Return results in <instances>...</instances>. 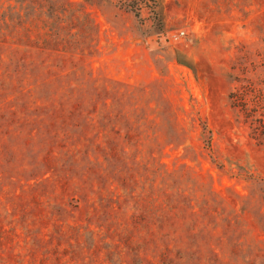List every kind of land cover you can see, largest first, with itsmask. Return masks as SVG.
Wrapping results in <instances>:
<instances>
[{
	"label": "rangeland",
	"instance_id": "1",
	"mask_svg": "<svg viewBox=\"0 0 264 264\" xmlns=\"http://www.w3.org/2000/svg\"><path fill=\"white\" fill-rule=\"evenodd\" d=\"M0 0V264H264V0Z\"/></svg>",
	"mask_w": 264,
	"mask_h": 264
},
{
	"label": "trees",
	"instance_id": "2",
	"mask_svg": "<svg viewBox=\"0 0 264 264\" xmlns=\"http://www.w3.org/2000/svg\"><path fill=\"white\" fill-rule=\"evenodd\" d=\"M40 4V0L17 1L23 5ZM231 106L235 108L251 129L252 138L262 140L264 138V80L247 82L229 94Z\"/></svg>",
	"mask_w": 264,
	"mask_h": 264
}]
</instances>
